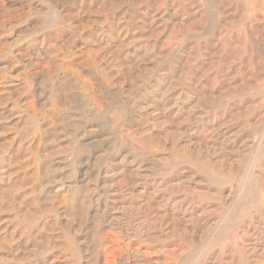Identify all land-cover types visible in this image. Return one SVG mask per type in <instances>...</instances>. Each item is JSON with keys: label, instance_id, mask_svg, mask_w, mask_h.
Returning <instances> with one entry per match:
<instances>
[{"label": "bare ground", "instance_id": "6f19581e", "mask_svg": "<svg viewBox=\"0 0 264 264\" xmlns=\"http://www.w3.org/2000/svg\"><path fill=\"white\" fill-rule=\"evenodd\" d=\"M231 2L0 0V264H264V0Z\"/></svg>", "mask_w": 264, "mask_h": 264}, {"label": "rangeland", "instance_id": "374dc122", "mask_svg": "<svg viewBox=\"0 0 264 264\" xmlns=\"http://www.w3.org/2000/svg\"><path fill=\"white\" fill-rule=\"evenodd\" d=\"M235 2H236V3H235ZM231 3H232V6H233V7H232V8H233V9H232L233 11H234L237 7H239L240 4H241L240 0H235V1H234L235 5H234V3H233V0H232ZM202 4H204V3H202ZM187 5H188V7H189V4H187ZM237 5H238V6H237ZM203 6H204L205 8L207 7L206 4H204ZM234 6H235V7H234ZM236 6H237V7H236ZM234 8H235V9H234ZM190 10H192V9H191V8H189V10L187 9V13H189ZM190 13H191V11H190ZM190 13H189V15H190ZM221 13H223V9H222ZM263 20H264V19L260 20L261 22H259V23H258V22H257V23H254V27H255V25L257 24L258 26L256 25V27H259V26H260L259 28L262 29V24H263V26H264V23H263L264 21H263ZM232 21H233L232 23H235V22H236L235 19L232 20ZM262 21H263V22H262ZM210 30H211V32L209 33ZM205 31H206V32H203L202 34H203V35H205V33H208V34H206L207 36H206V35H205V36L202 35V37H203L202 39H204V37H207L208 40H210V39L213 38V41L215 42V41H216V39H215L216 36H214V35H215L216 32H214V30H213L211 27L207 28ZM211 33H212V34H211ZM213 33H214V35H213ZM209 34H210V36H209ZM211 36H212V37H211ZM213 36H214V37H213ZM207 39L205 38V40H207ZM226 68H227V67H226ZM230 68H231V67H230ZM215 69L218 70L217 68H215ZM215 69H214V70H215ZM231 70H232V71H231ZM224 71H225V70H223L222 72H219V73H218V76L220 75L219 80H220V78H221V80H220L221 82H223V81L226 80L225 77H224V75H225V72H224ZM234 71H235L234 68H231V69H230V73H229V76H228L229 78H231V76H234V75H236V74L238 73V72H234ZM254 72H255V71H254ZM254 72H249V73L241 72V74H237L238 77H237V75H236V78H235V76H234L233 78H231V79H234V78H235L233 81H235V82L237 81L236 85L233 86V89H239L241 83H243L244 81H247V80H253L254 78H256V79L253 80V81H255L256 83H257V81H259L258 83L262 82L261 76H260L257 72H255V74H254ZM234 73H235V74H234ZM239 73H240V72H239ZM248 74H249V76H248ZM222 75H223L224 78L222 77ZM245 75H246L247 77H246ZM250 75H251V77H250ZM253 75H254V76H253ZM258 76H259V78H258ZM244 77H245V79H244ZM248 77H249V78H248ZM238 78H239V81H238ZM246 78H248V79H246ZM250 78H252V79H250ZM240 79H243L244 81H243V80L240 81ZM260 79H261V80H260ZM222 80H223V81H222ZM237 84H238V85H237ZM260 84H261V83H260ZM236 86H237V88H236ZM238 87H239V88H238Z\"/></svg>", "mask_w": 264, "mask_h": 264}]
</instances>
